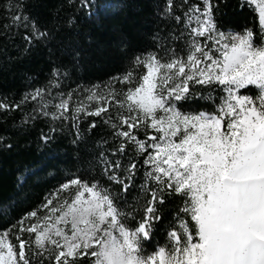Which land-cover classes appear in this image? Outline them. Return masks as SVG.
<instances>
[{"label":"snow or ice","instance_id":"snow-or-ice-1","mask_svg":"<svg viewBox=\"0 0 264 264\" xmlns=\"http://www.w3.org/2000/svg\"><path fill=\"white\" fill-rule=\"evenodd\" d=\"M183 5H188L183 13L186 56L168 49V62L154 53L144 59L135 57L133 66L144 65L146 73L137 80L130 69L113 78L128 85L122 99L111 85L107 95L94 85L87 90V101H96L98 106L89 110L78 103L70 117L71 93L51 112L50 102L44 101L47 88H37L21 101L41 100L33 112L53 121L70 118L80 138L81 114L107 115L104 123L121 138L115 151L124 156L131 147L136 156L144 155V182L139 188L141 197L150 194L151 199L145 204L137 199V206L123 211L99 181L89 184L79 177L71 179L21 217L13 226L14 233L0 232V264H264V0L259 4V43L251 28L222 30L216 0L191 5L183 0L177 7ZM165 14L177 23L182 19L174 14L173 0H167ZM13 21L29 25L27 16L14 15ZM31 32L24 37L29 44L48 38L34 21ZM60 75L58 69L53 71L54 78ZM59 83L51 80L49 87H59ZM249 86L258 90L255 97L241 94ZM198 87H220L226 93L219 98L216 112L193 113L177 107L197 98ZM199 99L215 104L216 98L209 94ZM112 101L127 113L117 111L118 122L108 114L107 105ZM0 107L20 108V104L0 103ZM95 127L92 122L88 130ZM149 129L159 136L150 135ZM56 131L50 128V132ZM137 133H143L144 139ZM41 139L50 142L53 137L44 134ZM99 162L103 175L122 186L123 192L133 186L138 171L134 157L122 165L101 152ZM65 191L74 194L61 199ZM173 195L183 198V206L173 217L168 242L149 251L146 242L153 239L161 219L158 205L165 203V196ZM41 209L46 210L44 215L39 214ZM185 216L190 217L191 227ZM25 233L29 239L24 238Z\"/></svg>","mask_w":264,"mask_h":264},{"label":"trees","instance_id":"trees-1","mask_svg":"<svg viewBox=\"0 0 264 264\" xmlns=\"http://www.w3.org/2000/svg\"><path fill=\"white\" fill-rule=\"evenodd\" d=\"M216 3L219 25L237 29L249 25L259 37L257 13L249 2L216 0ZM166 4L167 0H0V103L20 104V108L0 107V137H3L0 141V232L14 230L21 217L45 203L65 180L74 176L98 180L113 193L123 211L137 206L140 194L136 186L125 193L122 186L105 177L88 174L96 171L88 166L91 163L95 166L94 158L104 145L117 148L120 143L121 138L114 136L115 130L104 123L107 115L101 118L81 114L83 138H80L70 118L53 121L33 112L40 107L41 100L29 98L23 104L21 101L35 89L47 88L44 101L50 102L51 112L61 97L71 93L70 117L75 102L85 98L89 94L87 90L94 85L100 89L113 83L124 92L128 85L113 80L114 77H122L131 69L139 78L145 66L134 67V58L144 59L145 53L160 57L165 47L175 42L170 30L180 26L183 19L177 23L166 15ZM176 5L177 0H173L174 14L179 15ZM14 15L29 17L28 27L14 22ZM33 21L48 33V38L34 39L29 44L24 37L32 35ZM57 69L61 75L54 78L53 71ZM54 79L59 80V87H49V81ZM219 91L213 96L216 99ZM241 91L258 92L255 86ZM197 92L199 96L209 95L202 87ZM199 96L190 102L200 104V108L211 103ZM115 110L108 109V114L113 116ZM31 116L36 118L22 123ZM92 122L96 127L88 130ZM113 122H117L115 117ZM52 127L57 131L50 132ZM44 134L53 139L45 142L41 139ZM133 155V150L126 151L121 156L122 165ZM180 198L165 196V203L159 205L161 219L155 225L153 239L146 242L148 250L168 240L165 238L173 213L179 211ZM44 211L41 209L40 213ZM142 215L141 212L137 219Z\"/></svg>","mask_w":264,"mask_h":264},{"label":"rangeland","instance_id":"rangeland-1","mask_svg":"<svg viewBox=\"0 0 264 264\" xmlns=\"http://www.w3.org/2000/svg\"><path fill=\"white\" fill-rule=\"evenodd\" d=\"M248 2L250 3V5L254 8V10L256 11V13H257V17H258V21H259V4H260V0H248ZM193 3H200V0H189L188 1V4L189 5H191V4H193ZM181 4H183V0H177V5H181ZM177 5H176V9L178 10V12H179V15L182 17V19H183V13L185 12V11H187V9H188V5H183L182 7H177ZM201 7H203V5L201 4ZM260 24V23H259ZM193 26H195V25H193ZM220 27H221V29L222 30H225V31H227L228 29H232V30H234V31H236V32H242L243 31V29L244 28H251L252 29V27L251 26H249V25H246V26H244V27H242V28H240V29H237V28H234V27H224V26H221L220 25ZM253 30V29H252ZM170 32H171V36L173 35L174 37H177V36H180L181 35V33H185V36H184V38H182V39H175L174 38V43H172L169 47H165V51L160 55V57H157L158 59H160L162 62H168V60L171 58L168 54H167V50L168 49H175V51L177 52V53H179L181 56H186V54H187V43H186V41H187V35H186V33H187V30L185 29V27H184V21L182 20L181 22H180V26H178L177 28H174V29H171L170 30ZM254 32V31H253ZM255 34V33H254ZM260 41H259V38H257L256 39V43H259ZM149 53H145L144 55H143V58H146L147 57V55H148ZM187 70V69H186ZM146 73V67H145V71L143 72V73H141V75H140V77L143 75V74H145ZM139 77V78H140ZM139 78L137 77L136 79L137 80H139ZM108 85H111V88L112 89H115L116 90V92H117V98L118 99H122L123 98V92H121V90L120 89H118L117 88V86H115L113 83H110V84H106L105 86H103V87H101L100 89H99V92L101 93V94H104V95H107V92L109 91V89H108ZM127 87L128 86H126L125 88H124V92L127 90ZM120 88V87H119ZM202 89H205V91L206 92H208L209 94H211L212 96H214L215 95V93H217V91H218V89H220V87H215V88H211V89H209V88H203L202 87ZM207 93V94H208ZM219 93V96H218V98L217 99H215V104H213V103H208V104H206L205 106H203L202 108H200V104H198V103H191L190 101L189 102H185V101H182L180 104H178L177 105V107L178 108H180V110L181 111H186V112H193V113H198V112H200V111H205V112H209V113H212V112H216L217 111V106L220 104V97L221 96H224V95H226V93H224L223 91H221V89H220V91L218 92ZM258 93V92H257ZM257 93L256 94H252V93H249V92H246V91H241V94H244V95H251V96H253V97H255L256 95H257ZM66 99L67 97H61V99ZM109 100L111 99L110 97L108 98ZM78 103H83V104H86L87 106H88V109L89 110H92L94 107H96V106H98V103L96 102V101H92V102H88L87 101V96L85 97V98H79L76 102H75V106L78 104ZM200 105V106H199ZM108 109L109 110H111L112 108L114 109H116L115 110V113L117 112V111H120V112H122L123 114H127L126 112H124V110H122V109H118L117 108V106L115 105V102L114 101H112L111 103H109L108 105ZM115 113H114V115H113V117H115ZM118 122V121H117ZM125 128H126V126H125ZM149 131V134L150 135H157V136H159V134L158 133H156L154 130H151V129H149L148 130ZM137 135H138V138L139 139H144V134L143 133H137ZM116 147H112L111 145H104L101 149H100V151H99V153L95 156V158H94V161H95V166L93 167V165H92V163L88 166V168H90L91 170H92V168H95L94 170H96V171H93V173H88V174H97L98 176H101V177H105L106 179H107V177L106 176H104L103 175V166H102V164L99 162V157H100V153L101 152H104V154L106 155V156H108V158L110 159V160H116V159H119L120 161H121V155L119 154V153H117L116 151ZM130 150H133L131 147H128V148H126V150H125V152L126 151H130ZM149 151H152L151 149H149ZM142 156V159H139L138 158V156H136V155H133L132 157H134L135 159H136V161H137V164H138V171H137V174H136V176H135V178H134V184H133V187L134 186H136L137 188H138V190H139V194H140V188H139V186L144 182V171H145V167L146 166H144V164H143V161H144V155H141ZM121 163H122V161H121ZM127 163V162H126ZM124 164V163H123ZM121 174H123V173H121ZM74 178H77V176H74L73 178H71V179H74ZM80 178V177H79ZM70 179V180H71ZM82 181H85V182H88L89 184H91L92 182H94V181H98V180H96V179H93L92 181H89V180H87V179H85V178H80ZM108 180V179H107ZM69 180H65L63 183H66V182H68ZM109 182H111V181H109ZM62 183V184H63ZM112 183V182H111ZM149 187H152V185L150 184L149 185ZM72 194H74L72 191H65L64 193H61L60 194V198L62 199V198H69L70 199V197H71V195ZM87 195V194H86ZM124 199V198H123ZM139 199V202H140V204H145L146 203V201L148 200V199H151V196H150V194L149 195H147L146 197H141V194H140V197L138 198ZM56 202L57 201H53V205H55L56 204ZM137 202V201H136ZM183 206V198H180V203H179V208L180 207H182ZM158 207H159V205H158ZM128 211H129V209H128ZM178 212V211H177ZM176 211L173 213V217H174V215L177 213ZM46 213V210L44 211V212H42V213H39L40 215H44ZM142 216H140L138 219H140ZM173 217H172V221L170 222V225H169V229H168V231L169 230H171V228L174 226V224H175V221L173 220ZM185 219H187V220H189V225H190V227L192 226V222L190 221V217H187V216H185ZM26 224L27 223H30V222H25ZM133 226H135V224H132ZM5 231V230H4ZM11 231H13V233H14V230H12L11 229ZM168 231H167V238H165V239H168ZM1 232H3V231H1ZM24 238L25 239H29V236H28V234L27 233H25L24 234ZM16 241L13 239V243H15ZM168 242V240L166 241V242H163V243H158V244H156L155 245V248L154 249H149V251L151 250V251H155L156 250V248L158 247V246H163V245H165L166 243ZM46 264H47V261H46ZM85 264H87V261H85Z\"/></svg>","mask_w":264,"mask_h":264}]
</instances>
